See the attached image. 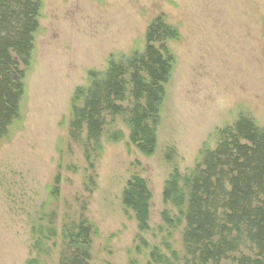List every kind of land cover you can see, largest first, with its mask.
<instances>
[{"label":"rangeland","instance_id":"obj_1","mask_svg":"<svg viewBox=\"0 0 264 264\" xmlns=\"http://www.w3.org/2000/svg\"><path fill=\"white\" fill-rule=\"evenodd\" d=\"M159 16L176 37L165 41L172 65L155 150H136L117 118L106 130L120 129L124 138L104 135L87 162L66 136L72 92L87 84L88 70L142 52L146 28ZM38 24L19 115L0 141V264L34 255L30 222L43 204L58 219L82 214L91 222L90 264H145L166 236L160 212L170 208L161 196L168 174L192 168L202 144L214 148L216 130L239 116L264 125V0H41ZM133 174L151 191L147 232L138 233L121 204ZM168 242L183 254L180 228ZM55 252L43 264H56Z\"/></svg>","mask_w":264,"mask_h":264},{"label":"trees","instance_id":"obj_2","mask_svg":"<svg viewBox=\"0 0 264 264\" xmlns=\"http://www.w3.org/2000/svg\"><path fill=\"white\" fill-rule=\"evenodd\" d=\"M41 0H0V141L18 118L25 70L31 63L33 37L39 28ZM176 37L162 17L145 31L142 52L119 61L109 59L103 71L87 72V84L70 98L66 136L80 144L90 160L102 150L101 138L118 142V118L128 128L129 142L145 156L153 154L156 127L171 72L165 41ZM93 186V183L91 184ZM50 198L57 189L49 188ZM160 212L166 236L149 249L145 264H264V125L241 115L216 130V143L202 144L194 166L174 168L162 187ZM125 213L131 212L138 233L150 231L151 191L133 174L121 192ZM56 208H39L30 222V255L24 264H43L55 252L56 264H90L95 230L82 214L58 219ZM162 229V226H159ZM181 229L183 254L168 242ZM139 242L147 245L139 236Z\"/></svg>","mask_w":264,"mask_h":264}]
</instances>
